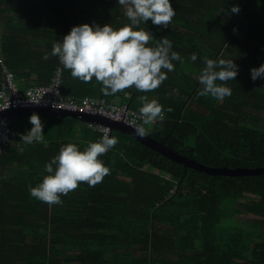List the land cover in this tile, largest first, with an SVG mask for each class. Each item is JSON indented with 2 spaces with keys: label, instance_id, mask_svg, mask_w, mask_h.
Returning <instances> with one entry per match:
<instances>
[{
  "label": "trees",
  "instance_id": "trees-1",
  "mask_svg": "<svg viewBox=\"0 0 264 264\" xmlns=\"http://www.w3.org/2000/svg\"><path fill=\"white\" fill-rule=\"evenodd\" d=\"M171 4L176 14L168 28L150 20L141 26L171 40L183 63L173 61L175 70L151 92L127 88L104 96L94 78H72L50 55L73 26L129 23L117 0H0V60L26 88L49 84L61 69L60 93L72 99L119 100L139 111V97L147 95L165 115L150 127L153 140L207 167L264 168V80L253 82L249 72L264 64V0ZM233 5L239 14H220ZM205 57L239 67L223 101L197 95ZM61 123L60 143L25 160L32 168L24 177L0 173V264H264V174L210 176L121 131H112L119 143L99 157L111 170L101 183L81 182L61 205L31 197L29 186L43 178L39 169L69 143L78 121ZM85 133L91 142L101 138ZM238 217L254 221L236 223Z\"/></svg>",
  "mask_w": 264,
  "mask_h": 264
},
{
  "label": "clouds",
  "instance_id": "clouds-1",
  "mask_svg": "<svg viewBox=\"0 0 264 264\" xmlns=\"http://www.w3.org/2000/svg\"><path fill=\"white\" fill-rule=\"evenodd\" d=\"M117 3L124 8L129 23L120 28L111 24L100 26L95 22L73 26L62 39L53 42L50 55L58 58L72 78L83 83L94 78L101 85L104 96L115 95L127 88L142 93L154 91L168 78V73L175 70L173 61L183 63V58L172 50L171 40L167 37L157 40L147 27L141 25L146 26L150 20L154 26L168 28L176 14L171 0H117ZM240 11L238 5H233L228 11L222 8L220 14L230 16ZM150 41H155V46H150ZM42 58L49 59V53ZM197 58V54L192 53L189 59L195 62ZM203 63L205 66L197 76L201 86L197 95L211 96L218 101L231 96L232 89L227 82L239 73L234 60L205 57ZM249 72L253 82L264 80V64ZM139 100L142 122L136 124L135 133L144 137L151 125L158 119L163 121L165 115L163 105L156 99L141 95ZM28 120L32 127L20 139L28 145L44 143V124L39 115L33 113ZM104 131L98 141L88 143L82 151L74 143L62 145L58 154L44 164L47 175L35 187L29 186L30 196L48 205H61V196L76 190L81 182H86L89 187L101 183L111 170L99 157L119 143L116 136L109 135L113 130L106 128Z\"/></svg>",
  "mask_w": 264,
  "mask_h": 264
},
{
  "label": "built area",
  "instance_id": "built-area-1",
  "mask_svg": "<svg viewBox=\"0 0 264 264\" xmlns=\"http://www.w3.org/2000/svg\"><path fill=\"white\" fill-rule=\"evenodd\" d=\"M61 69L47 85L36 86L19 90L15 75L6 64L0 60V157L7 154L13 143L11 133V119L7 113L19 109H52L101 117L123 124L135 130L141 123L139 111L132 109L128 104L107 102L103 98L72 99L60 93ZM88 127L105 134L109 126L100 123H88ZM111 132L109 135L111 136Z\"/></svg>",
  "mask_w": 264,
  "mask_h": 264
},
{
  "label": "crops",
  "instance_id": "crops-1",
  "mask_svg": "<svg viewBox=\"0 0 264 264\" xmlns=\"http://www.w3.org/2000/svg\"><path fill=\"white\" fill-rule=\"evenodd\" d=\"M16 84L19 90L22 91L26 89L23 82H19V84L18 83ZM129 98L130 97H126V99ZM115 103L121 104V101L118 100ZM28 111H29L28 109H19L13 112L12 114L13 116H10L13 143L10 146L8 153L6 154L5 162L0 164V173L2 169H4L5 175L12 174V176L21 175L24 177L28 172L27 169L29 167L30 169L32 168L30 164H28L26 161L32 159L33 155L40 157L43 156V153L49 150L51 146L55 144V141H57L58 144L60 143V136L63 129L61 121L63 119H68L69 117L52 115L53 114L51 112L52 110H49L47 111L48 114H41V115L38 114L39 117L50 118L49 122L47 123L42 122L44 124L43 135L45 136V142L33 143L31 145L25 144L20 139V137L21 135L25 134L28 130H30V128L32 127L28 120L30 115H26ZM76 120L78 121L77 129H75V131L69 129L70 138L68 142L76 144L78 149H80V147H87L88 143L91 142V140L88 138V136L85 133L86 130L87 129L92 131L94 130L89 128L88 122L84 121L83 119H76ZM39 172L43 173L42 177L44 175H47V173H45L44 170L42 169H39Z\"/></svg>",
  "mask_w": 264,
  "mask_h": 264
},
{
  "label": "water",
  "instance_id": "water-1",
  "mask_svg": "<svg viewBox=\"0 0 264 264\" xmlns=\"http://www.w3.org/2000/svg\"><path fill=\"white\" fill-rule=\"evenodd\" d=\"M29 111L27 112L26 115H32L33 113L36 114H48L47 111L52 110V109H28ZM13 112L15 110L10 111L7 113V116H13ZM55 116H61V117H69L73 119H83L86 122H91V123H100L104 124L106 126H109L111 130H117L121 131L125 134H128L135 139L139 140L142 142L144 145H146L148 148L162 154L163 156L171 159L172 161H175L177 163L183 164L186 167L192 168L198 172L210 175V176H228V177H244V176H257V175H263L264 174V168L261 169H243V168H238V169H225V168H212V167H207L204 166L200 163H197L194 160H190L186 157H183L179 155L178 153L172 151L171 149L167 148L162 142H157L153 140L150 136L146 135L144 137H139L136 135L135 130L131 129L130 127H127L123 124L116 123L113 121H110L105 118L101 117H92L89 115H82L78 113H72V112H67V111H60V110H52L51 111ZM81 117V118H80Z\"/></svg>",
  "mask_w": 264,
  "mask_h": 264
},
{
  "label": "rangeland",
  "instance_id": "rangeland-1",
  "mask_svg": "<svg viewBox=\"0 0 264 264\" xmlns=\"http://www.w3.org/2000/svg\"><path fill=\"white\" fill-rule=\"evenodd\" d=\"M40 119H41V122H44V123H47L50 121V118H48V117H40ZM249 219H253V218L248 217V220H246V218H244V217H238V218H236L235 222L240 223L239 221H241V222H246V223H250V224L253 223L252 221H254V220H249Z\"/></svg>",
  "mask_w": 264,
  "mask_h": 264
}]
</instances>
